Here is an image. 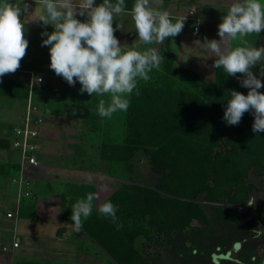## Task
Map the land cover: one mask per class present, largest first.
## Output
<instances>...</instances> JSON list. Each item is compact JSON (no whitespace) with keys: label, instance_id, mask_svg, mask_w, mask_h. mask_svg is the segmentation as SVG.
<instances>
[{"label":"trees","instance_id":"16d2710c","mask_svg":"<svg viewBox=\"0 0 264 264\" xmlns=\"http://www.w3.org/2000/svg\"><path fill=\"white\" fill-rule=\"evenodd\" d=\"M96 2L99 5L103 0ZM134 2L125 0L126 13L131 12ZM260 35L264 37V32ZM171 40L165 41L160 68L148 73L147 82L138 80L127 111L107 118L98 114L99 103L50 100L42 110L81 120L84 128L100 139L99 159L105 170L122 182L105 200L116 206V223L102 216L93 201L92 214L83 220L79 232L116 264H154L151 251L168 250L175 235L208 228L212 218L229 224L245 221L257 232L264 229V205L263 217H251L245 211L257 190L250 179L264 178V132H253L252 112H246L238 125L224 120L230 92L247 95L248 89L240 84L243 77L228 76L222 68H215L213 82H207L197 72L177 67ZM259 40L256 47L262 46ZM262 67L264 61L253 68L257 77ZM33 92L34 87L13 77L0 79V96L29 100ZM103 99L107 103L110 98L105 95ZM14 138V130L2 131L0 150L11 149ZM137 154L144 155L157 176L154 186L133 179ZM19 165L12 169L19 172ZM75 189L82 197L73 199L74 204L65 203L62 217L68 224L73 206L86 199L87 193L97 191L94 185ZM25 197H31L30 193ZM30 199L21 201L19 219L38 218L37 201ZM25 209H32V214ZM116 224L122 227L117 230ZM66 231V227L58 228V236ZM162 252L156 253L155 259H160ZM7 255L6 245L0 241V257Z\"/></svg>","mask_w":264,"mask_h":264},{"label":"rangeland","instance_id":"374dc122","mask_svg":"<svg viewBox=\"0 0 264 264\" xmlns=\"http://www.w3.org/2000/svg\"><path fill=\"white\" fill-rule=\"evenodd\" d=\"M11 2L21 3V1L15 0H11ZM33 2L35 0L27 2L30 5L29 13L32 11L33 13L22 17L25 23V38L29 44L27 54L21 60L20 67L28 69L27 72L33 71L37 77L42 76L43 82L34 87L33 95L31 93L33 99H29L25 103L29 106L30 111H34V113L36 109L41 111V119L43 120L41 125H43L45 120L42 109L49 100L92 104L99 103L103 96L95 94L90 96L86 92L81 94V85L78 81L75 86H70L62 77L57 76L50 69V46H42L43 40L47 38L42 36V33L45 31L51 33L54 29L51 25L44 26L42 23L32 22L39 13V7ZM231 2L232 0L163 1V10H167L170 13L173 22L184 21L182 32L171 40L173 43L171 50L175 55L177 67L191 69L204 77L207 82H213L215 57L196 41L199 40L202 44L205 38L208 40H220L218 25L222 22V18L227 13ZM261 2L264 3V0H261ZM95 3L98 5L96 0ZM211 7L212 10H210ZM190 16L191 19H199L200 27L198 26L199 32L197 34L194 33L195 24L190 21ZM200 16H204L209 20L203 21L204 18L200 19ZM77 18L82 22L86 21V16H78ZM116 24L121 27L117 28L114 34L124 50L135 49L144 51L151 47H157L163 57L166 39L162 45H148L141 42L138 39V33L135 31V24L130 13L125 12L124 15L117 16L113 22L114 28H116ZM246 39L254 47H256V43L260 39L259 41L264 46V37H261V35L257 36L254 34L246 37ZM236 44L237 42H233V46H236ZM8 75L3 76V79H8ZM22 76L24 80L29 79L28 74H22ZM257 78L264 83V76L259 74ZM26 80L22 82L28 84ZM258 91L264 93V87L258 89ZM36 100L37 102L39 101L40 106L36 103ZM25 103L18 98L0 96V131H4L3 129L6 128L12 131L19 127L22 123L21 120H24L21 119L22 117L19 120V116L23 114V111L25 112L27 106ZM10 106L13 107V110ZM24 116L26 117L27 115ZM30 118H33L32 114ZM79 124L77 125L78 128L86 130L84 136L82 134L78 135V132L69 129V127L62 128L61 126L60 129H63L61 137L67 140L68 137L72 136L75 139H85V142L92 143L93 147L88 148H93L91 154L92 171H87V173L82 171L79 174L84 177L91 176L92 181L98 184L99 199L94 204V207L97 208L122 182L107 173L105 164L100 161V139L98 136L89 133L86 127L84 128L83 123ZM40 135L41 132L38 130L37 139H39ZM79 144L81 145L82 143ZM6 156H9L7 163ZM16 160H20V154L17 150L13 148L0 150V241L7 245L14 241V237H18L19 244H21L19 250L12 249L10 251L11 259L9 261H5L7 256L0 257V264H5V262L6 264H16L22 260L40 261L43 264H81L83 262L84 264H116L98 245L91 244L89 240L82 237L84 236L83 234L74 231L72 225L68 226L69 231L63 237L67 242L63 243V240H58L56 236L57 230L59 227L62 228L64 226L60 222L59 213L61 210L64 212L66 209L62 208L61 200L53 195V191L61 192L62 186H64L63 183H49L43 180H35L34 178H30V181L27 179L29 177L19 179L21 174L9 169V165ZM64 160L56 159L53 164L60 165L66 161ZM71 161L68 160L67 162H70V165H75ZM132 177L136 182L148 186H154L157 180V176L151 171L146 158L142 154H137L134 159ZM250 180L256 185L257 190L254 192L251 202L245 207V211L251 217H263L264 178H254L252 176ZM32 191L36 194L40 192V194H43L39 203L48 214H46V217L44 215L42 220L23 221L17 217L16 197L20 192L24 196L27 192ZM206 209L210 213L209 209ZM8 213L14 214V219L7 218ZM14 224L16 228L15 231H12ZM197 225L195 224V226ZM75 234L79 235V240L82 241L80 248L73 245L71 242L72 238L68 237ZM60 247L62 251L57 254ZM83 249L85 250L83 251ZM82 251L86 254L82 253ZM159 251H163L161 258L155 259L156 253ZM151 252L153 257L151 260L154 264H262L264 261V229L257 232L249 229L245 221L229 224L212 218L210 227L203 228L199 232L187 230L182 235H175L173 243L168 250L155 248ZM61 259H65L69 263Z\"/></svg>","mask_w":264,"mask_h":264},{"label":"clouds","instance_id":"9594fccd","mask_svg":"<svg viewBox=\"0 0 264 264\" xmlns=\"http://www.w3.org/2000/svg\"><path fill=\"white\" fill-rule=\"evenodd\" d=\"M39 13L32 22L51 25L53 31L42 33L47 38L42 46H50V69L62 77L70 86L78 81L80 93L90 96L107 95L106 103L101 99L98 114L111 118L118 111H127L129 97L137 89L138 80L147 82L148 73L159 69L164 57L160 49L151 47L144 51L124 50L115 36L120 28L113 22L117 16L125 14V0H103L97 5L95 0H35ZM26 0L13 3L0 0V77L14 74L27 54L28 40L25 38V23L22 17L31 15ZM130 15L135 24L138 39L148 45H162L165 39L179 35L184 21L173 22L167 10H163V0H135ZM85 17L82 22L77 17ZM264 32V3L261 0H232L229 9L218 25L220 40L198 42L215 57L213 67L223 69L232 77L242 75L240 84L248 89L247 95L232 90L224 120L229 125H238L246 112L254 114L252 130L264 132V87L253 68L264 61V46L254 47L246 37ZM233 42H237L233 46ZM260 75L264 76V67ZM137 95L139 92L137 90ZM86 182L92 183L88 176ZM96 192H89L86 199L79 200L72 208L73 230L80 232L83 220L93 211V201L98 200ZM98 212L111 217L116 223V206L110 201L101 203ZM117 230L122 225L116 224Z\"/></svg>","mask_w":264,"mask_h":264},{"label":"crops","instance_id":"0c3cea01","mask_svg":"<svg viewBox=\"0 0 264 264\" xmlns=\"http://www.w3.org/2000/svg\"><path fill=\"white\" fill-rule=\"evenodd\" d=\"M15 1H21V0H15ZM29 1H33V0H26V2H29ZM33 3H35V2H33ZM210 10H212V7ZM203 18H204L203 21L209 20V19L205 18L204 16H200V19H203ZM190 21H192V20L190 19ZM192 22L195 24L194 28L196 26H199L198 22H194V21H192ZM32 29H30V30H32ZM200 33H201V29H200ZM193 35H194V33H193ZM195 36H197V35H195ZM172 44L173 43L171 42V49H172ZM249 44H251V43L249 42ZM27 70L28 69H23L22 67H20L18 69V71H16L14 74H9L7 78L9 79V78L13 77L16 81H20V82L25 81L26 79L25 80L23 79L22 74H29L30 71L27 72ZM36 77H37V75H36ZM28 78H30V75H28ZM0 79H3V77H0ZM28 80L29 79L26 80V83L28 82ZM36 85H34V87ZM20 100H22V99H20ZM50 101L52 102V100H50ZM22 102L25 103V102H27V100H22ZM58 102H60V101H58ZM36 103L39 105V101L37 102V100H36ZM25 104L27 105V103H25ZM48 104L49 103L47 102V105L44 106V108L49 106ZM42 105H43V103H42ZM10 108L13 110V107L10 106ZM29 109L30 108L27 105L25 108V112L23 111V114L19 116V120L21 117H22L21 119H25L26 117L24 115H27L28 112H31L32 117L34 119L42 118L41 111H38L36 109L35 110L36 112L34 113V111H30ZM39 115H41V116H39ZM43 118L45 120V123L38 127V130L41 132V135H40L38 142H37L39 147H40L39 152L37 154V159L39 161V165L38 166H26L23 168L21 166L20 160H16L13 163L10 162L11 164L9 165V169L13 170L12 167H14L15 164H20L19 165L20 171L18 173H20L21 175H20L19 179L20 178L25 179V177L26 178L29 177L27 179H29L30 181H31L30 178H34L35 180H43V181H46L49 183H63L64 186H62V189H61L62 193L60 191H58V193L53 191V195H55L56 198L58 197L57 199L61 200L62 208H64L65 203L70 204V205L74 204V203H72L73 199L77 200L78 198L80 199L82 197V195H80L79 193H76L77 190L75 188L78 187V185H94V186H96V189H97L96 193H98V188H99L98 184L95 183L94 181H92V183L86 182L87 177L81 176L79 174L82 171L85 173H87V171H92L93 162H92V158H91L92 155L91 154H92L93 148L88 149L89 147H93L92 143L91 142H89V143L85 142L86 141L85 139H82L83 141L81 139H75L72 136L68 137L67 140H66V138L62 139V137H61L62 130H63V129H60L61 126H62V128H64V127L68 128L69 127V129L78 132L79 133L78 135L82 134L84 136L86 132L84 130L78 128V126H77L79 123H82V121L78 120V119L70 118V117H67L64 115H60V114L59 115L52 114L50 109H46ZM22 121L23 120H21V122ZM79 125H81V124H79ZM3 130H4V132L9 131V129H7V128L3 129ZM1 132L2 131H0V133ZM74 141H76V143H74ZM71 142H73V143H71ZM79 143H82V144L80 145ZM57 151H59V152L57 153ZM6 157H7V161H6V163H7L9 161L8 160L9 156H6ZM56 159H60V160L65 159L66 161L64 160L65 161L64 163L62 162V164L56 165V164H53V162H55ZM2 160H3V156H2ZM68 160L69 161L72 160L71 162H74V160H75V161H78L79 163H77L75 165H70V162H67ZM28 193H30L31 197L32 198L34 197V199L37 201V208H36L35 214H37L38 218L36 217L37 218L36 219V218L32 217V218H27V219L24 218L22 220L23 221L24 220H27V221L42 220V217L44 215L46 217V214H48L47 212H45L46 210H44L39 203V200L43 197V194H40L41 192L36 194V193H33V191L28 192ZM20 194H21V200L18 199ZM22 195L23 194L20 192L16 197L15 207H16L17 212L19 211V205H20L21 201H28V202L31 201V199H30L31 197H25L24 198V196H22ZM95 203H96V200H95L94 204ZM25 210H27L29 214H32V211H31L32 209H25ZM62 212H63V210H61L59 213L60 222H61V224H64L63 227L67 228L66 233H64V235H66L69 231L68 226L72 225L73 221H71L69 224L67 222H65L66 218L62 217V214H63ZM63 216H64V214H63ZM66 216H67V213H66ZM23 221H22V224H23ZM12 228H13L12 231H15V228H16L15 224ZM64 235L59 237L58 236V230H57L56 236H57L58 240H63V243L67 242L63 238ZM68 237L72 238L71 242L73 243V245H75L76 247H79V248L81 247L82 241L79 240L80 239L79 235H77V234L72 235V236L69 235ZM82 237L84 239H86L85 236H82ZM17 241H18V243L20 242L19 238L14 237V241H12V243L7 244V245L5 244L7 246L6 248L8 251L7 259L5 261H7V260L9 261L11 259L10 251L12 249L19 250L21 248V244H19L18 248L13 247V244L16 243ZM91 244H93V242H91ZM59 249L60 250H58L57 254H60L62 251L61 247ZM84 250L85 249H83V251ZM84 254H86V253L84 252ZM61 260L68 262L65 259H61ZM22 261H26V260H22ZM5 264H6V262H5ZM81 264H84V262Z\"/></svg>","mask_w":264,"mask_h":264},{"label":"built area","instance_id":"2783aa9c","mask_svg":"<svg viewBox=\"0 0 264 264\" xmlns=\"http://www.w3.org/2000/svg\"><path fill=\"white\" fill-rule=\"evenodd\" d=\"M192 15V12H191ZM196 20V19H192ZM198 21V20H196ZM199 32V27L196 26L194 33L197 34ZM30 78L28 80V84L31 88L34 87L36 84H40L43 82L41 77H36L35 73H29ZM31 114L28 112L26 118L22 121L19 127L14 129L15 138L12 143V148L17 150L20 154V163L21 166L24 168L26 166H38L39 161L37 159V154L39 152V145H38V127L42 123V119H31ZM21 200V194L18 197ZM14 214L8 213L7 218L12 219ZM14 248L19 247V243L16 242L13 244Z\"/></svg>","mask_w":264,"mask_h":264},{"label":"water","instance_id":"95a60500","mask_svg":"<svg viewBox=\"0 0 264 264\" xmlns=\"http://www.w3.org/2000/svg\"><path fill=\"white\" fill-rule=\"evenodd\" d=\"M262 264H264V261H263V263Z\"/></svg>","mask_w":264,"mask_h":264}]
</instances>
